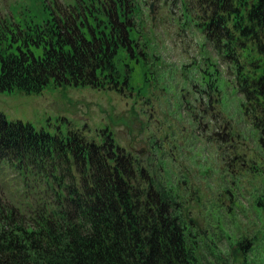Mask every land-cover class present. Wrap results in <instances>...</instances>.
<instances>
[{
    "label": "trees",
    "instance_id": "16d2710c",
    "mask_svg": "<svg viewBox=\"0 0 264 264\" xmlns=\"http://www.w3.org/2000/svg\"><path fill=\"white\" fill-rule=\"evenodd\" d=\"M194 5L214 51L235 65L264 144V0ZM88 12L95 9L81 2L57 6L49 24L15 32L0 20V43L10 50L0 53V91L127 87L118 58L135 54L130 1H107L106 24L93 16L98 28ZM88 134H52L0 115V264H219L201 252L182 207L140 160L112 138Z\"/></svg>",
    "mask_w": 264,
    "mask_h": 264
},
{
    "label": "rangeland",
    "instance_id": "374dc122",
    "mask_svg": "<svg viewBox=\"0 0 264 264\" xmlns=\"http://www.w3.org/2000/svg\"><path fill=\"white\" fill-rule=\"evenodd\" d=\"M107 1L0 0V20L14 32L42 28L57 6L81 2L95 9L87 15L98 28L93 16L106 24ZM129 1L135 54L118 58L127 87L0 91V115L52 134L112 138L179 203L205 256L264 264V144L246 114L235 65L223 62L198 26L195 0ZM7 45L0 43V53Z\"/></svg>",
    "mask_w": 264,
    "mask_h": 264
},
{
    "label": "water",
    "instance_id": "95a60500",
    "mask_svg": "<svg viewBox=\"0 0 264 264\" xmlns=\"http://www.w3.org/2000/svg\"><path fill=\"white\" fill-rule=\"evenodd\" d=\"M151 9H152V14H153V6L151 7ZM206 129H207V127H206ZM206 129H205V130H206Z\"/></svg>",
    "mask_w": 264,
    "mask_h": 264
},
{
    "label": "flooded vegetation",
    "instance_id": "af4514ba",
    "mask_svg": "<svg viewBox=\"0 0 264 264\" xmlns=\"http://www.w3.org/2000/svg\"><path fill=\"white\" fill-rule=\"evenodd\" d=\"M215 136H220L219 134H215Z\"/></svg>",
    "mask_w": 264,
    "mask_h": 264
}]
</instances>
